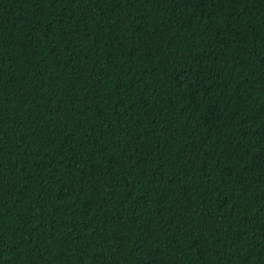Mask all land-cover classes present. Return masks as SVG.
Instances as JSON below:
<instances>
[{
	"label": "trees",
	"instance_id": "trees-1",
	"mask_svg": "<svg viewBox=\"0 0 264 264\" xmlns=\"http://www.w3.org/2000/svg\"><path fill=\"white\" fill-rule=\"evenodd\" d=\"M0 264H264V0H0Z\"/></svg>",
	"mask_w": 264,
	"mask_h": 264
}]
</instances>
